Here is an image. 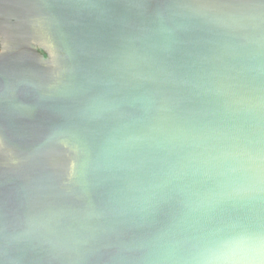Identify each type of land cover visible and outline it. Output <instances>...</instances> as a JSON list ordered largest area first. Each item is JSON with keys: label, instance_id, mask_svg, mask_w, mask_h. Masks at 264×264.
Returning <instances> with one entry per match:
<instances>
[{"label": "clouds", "instance_id": "1", "mask_svg": "<svg viewBox=\"0 0 264 264\" xmlns=\"http://www.w3.org/2000/svg\"><path fill=\"white\" fill-rule=\"evenodd\" d=\"M74 5L111 13L101 0ZM151 16L149 42L121 54L77 102L85 159L61 186L71 204L34 221L12 251L42 253L46 264H264V0L228 12L164 4ZM196 19L250 28L252 54L178 62L187 29L164 22ZM95 126L104 131L92 143Z\"/></svg>", "mask_w": 264, "mask_h": 264}, {"label": "water", "instance_id": "2", "mask_svg": "<svg viewBox=\"0 0 264 264\" xmlns=\"http://www.w3.org/2000/svg\"><path fill=\"white\" fill-rule=\"evenodd\" d=\"M192 2L193 0H101L111 13L106 17L97 18L95 15L78 14L74 0H37L46 14H53L59 20V24L53 28L58 33L70 60L69 85L58 94L35 92L37 96H34L31 94L32 87L36 86L34 83L24 81L18 84L20 86L10 89L7 75L0 73V78L7 86L0 93V134L7 146L18 155L24 156L38 153L57 137H62L74 140L83 149L80 141L73 135L75 129L83 127L74 118L77 102L85 93L95 90L96 77L105 74L109 65L121 54L140 49L149 42L142 37L154 27L151 13L156 8L164 4ZM199 3L210 5L209 0H199ZM226 8L227 11L233 9L232 6ZM164 23L182 24L187 29L182 34L185 41L182 51L176 57L182 64H197L214 57L230 61L232 56H238L242 61L253 52L252 46L248 43V38L254 34L250 28L225 31L203 19L166 20ZM263 27L264 25H261L259 31ZM225 42L235 48L222 49L221 45ZM16 90L20 92L21 99L16 97ZM103 131L104 128L101 126L89 127L87 129L89 141L94 143ZM64 149V146H57L46 150L60 153ZM44 156L37 155L28 166L35 164L37 157H42L40 162L44 165L46 158ZM43 168L44 166H41L39 171L49 173V169ZM42 180L45 181V178ZM58 180L53 183L54 186ZM17 183L18 190L22 193V188L25 187L21 185V181ZM35 184L39 185L35 182L30 184L31 187L29 184L26 186L32 189L34 194L37 189ZM53 184L47 181L44 186L49 188ZM39 187L42 188L41 185ZM6 242L0 243V260H3L4 264H8L12 256L23 257L21 264H36L29 258L27 262L25 261L26 257L32 255V251L18 249L16 255L15 251H12L14 243ZM39 264H42L41 259Z\"/></svg>", "mask_w": 264, "mask_h": 264}, {"label": "rangeland", "instance_id": "3", "mask_svg": "<svg viewBox=\"0 0 264 264\" xmlns=\"http://www.w3.org/2000/svg\"><path fill=\"white\" fill-rule=\"evenodd\" d=\"M253 2H258V0H216V2L209 0L211 6L221 7L225 12H228L226 7L230 8L232 6L233 8ZM12 3L22 7L27 14L25 13L26 15L22 16L13 15L14 21L12 23H0V72H6L5 75L9 79L10 89H14L13 87L18 85V81H29L36 85L35 87L33 86V89L37 93L54 95L64 91L68 87L70 80V60L58 37V33L53 26H49L42 19L46 13L38 5L37 0H25V3L12 1ZM12 11L14 13L17 10L13 9ZM263 30L264 27L260 31ZM31 46L38 48L37 51ZM57 146L65 147L63 152L60 153L59 165L56 164L57 168H61L59 171L63 173L59 180L56 178L58 182L55 186L50 185L52 188H49L52 190L44 185L40 188V185L35 184L37 188L35 195L40 200L34 202L30 212L36 214V220L50 212L66 208L64 203H59V198H68L62 195L61 186L71 184L73 174L80 166L81 161L84 160L83 149L74 140L57 137L47 148ZM47 148L43 147L38 153L21 156L10 146H7L0 134V170L8 173L12 172L18 178L16 169L20 165L32 163L34 157L39 154L46 157L44 159L45 164H40L46 170L49 168L47 167L48 162H46L48 155L53 157L58 153H53L54 150H46ZM32 169H28L31 175ZM31 175H29L28 179L29 187H31L30 184L35 182L42 184V179L45 178L41 173L36 178L31 177ZM0 178L3 179L2 177ZM56 191H59V194Z\"/></svg>", "mask_w": 264, "mask_h": 264}, {"label": "flooded vegetation", "instance_id": "4", "mask_svg": "<svg viewBox=\"0 0 264 264\" xmlns=\"http://www.w3.org/2000/svg\"><path fill=\"white\" fill-rule=\"evenodd\" d=\"M12 1H19V2H25V0H0V23L5 22L12 23L14 21L13 15H26L27 12L24 11L22 7H19L15 5L16 3H12ZM24 7V6H23ZM13 9L17 10L13 13ZM26 13V14H25ZM35 51H37L38 48H34L31 46ZM32 49V50H33ZM40 50V49H39ZM43 55V54H42ZM32 56V55H31ZM45 57V56H43ZM1 73V72H0ZM4 73V72H3ZM6 73V72H5ZM20 82L24 81H18L17 84H20ZM20 86V85H17ZM14 86L13 88L17 87ZM5 82L0 78V93H2L6 88ZM16 97L21 99V94L16 90L15 92ZM31 94L34 96H37L35 93L33 87L31 89ZM53 153H56L54 150ZM61 153V152H60ZM60 153L58 152L55 154V156L50 157L48 156V165L49 167V173H43L40 170V164L42 157L35 159V164L33 165H20L16 171L18 174H15L18 176L16 178L14 174L8 173L4 170H0V243L9 241L14 243L15 238L21 237L28 229L30 228L31 224L36 221V214L30 212L31 206H34V202H37L36 193L34 194L32 189H28L26 186L28 184L29 179V172L28 169H32V175L31 177L36 178L40 173L45 176V181L42 180V184L38 183L39 185L43 186L47 181L51 182L52 184L56 181V178L60 179L62 175L61 168H57V165H59L60 162ZM52 159V160H51ZM3 174V175H2ZM36 180V179H35ZM17 181H21V185H24L25 188H22V193L18 190V183ZM54 185V184H53ZM44 188V187H43ZM52 190V189H50ZM38 193V192H37ZM59 194V191L57 192ZM44 200V198H42ZM41 200V201H43ZM39 202V201H38ZM64 203V206H68L71 204L70 198L60 199L59 203ZM39 216V214H37ZM18 250L15 251V254L17 255ZM32 255L29 257H26V262L31 259L35 261L34 263L39 264V259H41L42 264H46L45 259L43 258L42 253H36L32 252ZM29 258V259H28Z\"/></svg>", "mask_w": 264, "mask_h": 264}, {"label": "crops", "instance_id": "5", "mask_svg": "<svg viewBox=\"0 0 264 264\" xmlns=\"http://www.w3.org/2000/svg\"><path fill=\"white\" fill-rule=\"evenodd\" d=\"M25 3V2H24ZM26 3H28V2H26Z\"/></svg>", "mask_w": 264, "mask_h": 264}]
</instances>
